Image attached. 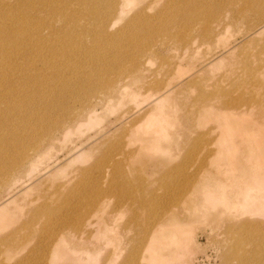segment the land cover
<instances>
[{
  "label": "rangeland",
  "instance_id": "rangeland-1",
  "mask_svg": "<svg viewBox=\"0 0 264 264\" xmlns=\"http://www.w3.org/2000/svg\"><path fill=\"white\" fill-rule=\"evenodd\" d=\"M122 1L124 12L104 40L95 38L88 18L78 15L71 22L69 29L85 49L78 55L64 46L67 32L57 23L54 32L30 28L39 37L33 43L45 47L31 44L21 49L24 60L0 67V100L9 105L7 113L0 108V159L18 162L0 185V221L10 216L32 221V213L20 215L27 205L38 212L26 246L6 264L18 256H25L22 264H108L112 259L125 264L131 247L150 240L153 250L144 264L158 263L154 251L166 255L176 249L182 264H264V0ZM231 3L248 6L247 20L236 13L229 17ZM0 7L5 8L0 22L15 26L9 10H19L17 0H0ZM140 7L148 17L131 22ZM161 18L171 20L165 25L170 33L161 31ZM260 21L261 28L247 35ZM204 22L215 28L211 35L205 34ZM175 37L182 44L176 46ZM49 45L63 54L50 59ZM153 46L157 50L141 58L143 75L120 81L124 93L122 86L112 93L88 88L103 71L117 80V68L129 67L137 50ZM133 91L138 97L129 98ZM161 98L165 136L156 135L161 130L153 126L144 137L142 121L137 133L142 140L131 141L125 110L154 112ZM229 99L237 105H223ZM85 104L92 112L84 120L38 137L53 120L76 114ZM114 162L133 186L106 194L114 222L105 225L94 212L87 232L76 238L79 244L68 232L59 234L69 255L53 260L55 243L47 249L46 241L79 198L67 197V190L81 189L87 179L105 188L117 177ZM42 203L47 213H39Z\"/></svg>",
  "mask_w": 264,
  "mask_h": 264
},
{
  "label": "bare ground",
  "instance_id": "bare-ground-1",
  "mask_svg": "<svg viewBox=\"0 0 264 264\" xmlns=\"http://www.w3.org/2000/svg\"><path fill=\"white\" fill-rule=\"evenodd\" d=\"M106 1H111V0H17L19 10L16 11L15 8L9 10V12L11 11V13H13L14 15L12 16V19H14L15 26L7 22H0V67L5 68L7 65L6 64L7 60H10L14 63H17V60L19 59L24 60L25 56L22 54L23 52V50H21L22 48L26 49L30 47L31 44L35 45L37 49L45 47V44L41 41L35 44L33 43L34 40L35 41L39 40V37L37 35L33 37L32 34L28 32L30 28L34 29L35 31H38L43 28H49L52 30V32H54L53 30L55 29L53 28V26H55L57 23L60 24L62 30H66L65 32H67V34H65V36L63 37V41H65L64 46L67 45L69 47L70 52H72L74 55H78L80 51L85 49L81 47L79 41L77 40L78 36L73 34L69 29L71 22H73L76 16L78 15L79 18L89 19V22L87 24L92 25L96 30L95 38L97 40H104L105 37L109 35V31H110L109 29L113 25V20L121 16L122 13L124 12V7L122 6L123 4L122 0H113L114 5L112 6H106L105 5ZM133 2H134L133 0H124L125 4H130ZM73 4H76V8L71 7ZM231 4L233 11H231L229 17H231L234 13H236L239 16H241V19L247 20L246 16L244 15H246L247 13L248 6L247 5L241 6L236 3H231ZM4 9H5L4 7H0V15L3 14ZM171 10L178 11L182 9L174 8ZM164 12L166 15H168L167 10H164ZM91 13L94 15V17L88 16ZM142 15L144 17H148L144 8L140 7L138 8V11L134 14V16H132L133 18L130 19L131 22L132 20H135L137 17H142ZM162 20H163V24H162L163 27L161 28V31L170 33L171 31L165 25L167 24V22L171 20L169 21L165 19ZM261 22L262 21L255 24L253 26L255 28L250 32H248L247 35H250L252 34V32L259 30L261 28ZM203 29L205 31V34L207 35H211L215 31V28L213 29L211 27L210 28L207 27L206 22L203 23ZM173 41L174 43H176V46L182 44V40L178 39V37H175V40ZM165 43L166 42H162L160 44H165ZM154 47L155 46L149 47L144 51L137 50L136 54L134 55V58L130 62L131 64L129 67L124 68L125 67L124 66L116 69L117 80L104 77L106 71H103L102 74L98 76L96 83L95 84L92 83V85H89L88 88L90 87L91 90L95 89L101 92L112 93L117 89V86L118 88L122 86L119 89V91L121 93H124L126 87L120 81L129 75L136 77L142 76L143 72L141 70V58L145 57L148 54V52L153 53L155 50H157V48ZM48 50H49L50 59H55L59 57L60 53L63 54V52L51 49V45L48 46ZM132 52L135 53V51ZM127 72L128 74L125 76L124 74ZM113 82H116V85ZM166 91L170 92L171 88H169ZM136 94L134 91L131 92L130 94L131 97L129 95V98L138 97L137 96L138 94L137 95ZM159 97L160 95H158L157 99ZM165 98L167 97L165 96ZM165 98H161L160 99L161 101L159 100L160 103H158L159 101L157 102L158 105L154 107V112H145L141 114L140 110L139 112L133 110L132 108H129L128 111L125 110L126 113L125 112L124 113L125 115H127L125 117L127 122L126 124H128V127L130 128L132 133L131 137H129L131 141L142 140L140 137L143 136H139L137 134V133H141L140 130L141 127L143 126L140 124V122L142 121L146 122L144 124L145 132H142L143 134L145 133L144 137H147L146 134L150 132L149 128L153 126H158V129L161 130L163 124L167 123V113L164 112L163 105L161 104V102H163ZM237 103H238L237 100L229 99L224 101L223 105L228 107H234L237 105ZM0 105H1L0 106L1 110L4 113H7L9 111L8 102L2 99L0 100ZM88 108H89L88 104H85V108L81 106L76 114L66 113L65 115L59 117L58 119L53 120L50 125L44 127L40 131L38 137H41L45 134L50 136L55 131L59 129H63L67 124H71L70 121L73 122L72 124L79 123L80 121L84 120L86 114L92 112V110H89ZM155 110L157 111L155 112ZM123 114H122V120L124 119ZM156 135L160 137L165 136V132L161 130ZM63 136H65V132L61 134V137ZM51 138L59 139V137L56 136H53ZM34 146L38 147L39 145L37 142H35ZM127 146H129V144H127ZM132 152L133 151H130V149L125 150V153H132ZM17 164L18 162L16 159L13 160L12 164L10 163L9 159H7L6 157H2L0 159V177H1L0 185H4L6 183V179H7L6 174L8 173L11 166ZM120 167L121 166L118 162H114L113 168H116L118 170L117 177H113V181L111 180L110 185L106 186L105 188L99 186L98 182L95 179H87L83 182L81 189L70 187L67 190L68 191L67 197L79 195V198L77 199L76 204L70 205L68 207V216L67 218L61 221L62 222L61 228L58 229L54 235H51L49 239L46 241L48 243L47 249H49L53 245V243H55V246L53 248V260H58L63 256L69 255L66 252H64V238L58 237L59 234L63 232H68L71 240L77 241V243L79 244L80 241L76 238L83 237V235L87 232V225L89 224L88 219L93 215L94 212H100V214L97 215L100 218L102 217L101 219L103 224L107 225L108 223L112 224V222H114L115 214L112 213L109 210V208L107 209V205H105L108 200L106 199V194L112 191H118L121 194L122 190L131 191L133 189V186L127 180L128 179L127 172L126 173L122 172L123 170L121 171ZM16 170L17 169H15L14 171ZM251 201L252 204H254L253 200ZM23 208L20 209V213L23 212V210L24 212L20 215L26 216L28 213H32L33 216L32 221L30 220L27 221L25 218L16 221L11 216H10V220L7 222L6 220L0 221V264H6L7 260H9V258L12 256L14 252H16L17 254L18 252L20 253L21 250L26 246L30 238L29 236H32L31 228L35 225V222L38 217V212H36V210L31 205H27L25 209ZM39 209H40L39 213L41 214L47 213L48 205L46 203H42L40 204ZM52 216H53V212L50 213L49 218ZM45 225L46 224H43L42 226L44 227ZM35 231L36 232L34 233V236H38L40 234L39 231L38 230ZM155 231L156 230L153 229L152 232L150 233V236L151 234H153L154 236ZM152 243L153 240H150V242H148L147 245L141 248H139L138 246L137 248L131 247L129 253L123 259L125 264H144V261L146 259V253L151 254V251L153 250L151 249ZM30 245L31 244H29L28 247H30ZM154 252L152 255H156V257L154 258L158 262L157 264L183 263L177 249L173 250L170 254L167 253L166 255H161V253L156 251ZM24 257L25 256L16 257L14 264H22L21 261L23 260ZM148 257H150V259L153 258L151 255H149ZM113 261L114 259L108 262V264H112ZM146 262L149 263L148 259Z\"/></svg>",
  "mask_w": 264,
  "mask_h": 264
}]
</instances>
